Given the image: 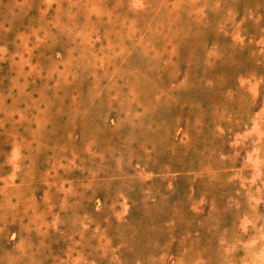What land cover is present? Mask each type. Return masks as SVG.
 <instances>
[{"label":"rangeland","instance_id":"rangeland-1","mask_svg":"<svg viewBox=\"0 0 264 264\" xmlns=\"http://www.w3.org/2000/svg\"><path fill=\"white\" fill-rule=\"evenodd\" d=\"M0 264H264V0H0Z\"/></svg>","mask_w":264,"mask_h":264}]
</instances>
